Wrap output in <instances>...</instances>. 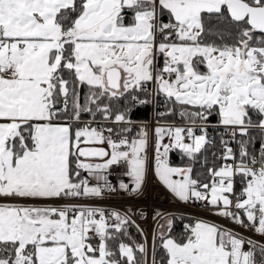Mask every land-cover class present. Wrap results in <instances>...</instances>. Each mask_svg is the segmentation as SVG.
<instances>
[{"label": "snow or ice", "instance_id": "6c2138e0", "mask_svg": "<svg viewBox=\"0 0 264 264\" xmlns=\"http://www.w3.org/2000/svg\"><path fill=\"white\" fill-rule=\"evenodd\" d=\"M149 90L184 121L154 129L159 181L264 237V0H0V264H148L121 240L129 217L92 202L117 190L113 166L142 193L150 134L126 133ZM213 116L222 163L201 181ZM159 239L160 264H264V244L204 220Z\"/></svg>", "mask_w": 264, "mask_h": 264}, {"label": "built area", "instance_id": "2783aa9c", "mask_svg": "<svg viewBox=\"0 0 264 264\" xmlns=\"http://www.w3.org/2000/svg\"><path fill=\"white\" fill-rule=\"evenodd\" d=\"M150 87L151 86H149V89H150ZM146 94H149V97H141V98L149 100V103L143 104V105L149 106L150 117H149V120L147 122L137 123L136 125L138 127H140L141 129L146 128L149 131L150 142H151V144H153V143H155L153 133H154L155 127L158 126V122L159 123H167V124L175 125V126H184V121L179 117V115H175L174 120L171 122L158 121V118L161 117L160 114L164 113L162 108H161L163 106V100L158 99L157 96H152L150 90ZM136 105H141V104H136ZM223 132H224L223 127L221 125H219L218 119L215 116H213L210 119V123L208 125L209 137L212 138L213 140L216 137L221 139ZM224 139H229V137L225 135ZM153 140H154V142H153ZM167 142H168L167 139H165V143H167ZM230 146L233 147L234 151L238 148V144H236L234 141L231 142ZM256 148H258V145ZM221 151H222V147L220 150V154H221ZM220 154H219V156H220ZM257 155H258V151H257ZM108 179H109L110 183L116 187V189H117V184L121 181L124 182V181L128 180V181L132 182L130 177L128 175H126V166H124V167L113 166L109 170ZM155 183L159 188H161L164 192H166L159 183H157V182H155ZM242 187H243V185L241 184L239 178H237V182L235 185L236 190H238V188L242 189ZM116 197H120L118 190H116L115 192H110V191L105 192V194L102 198H99V199L92 202V206H96V207L106 209L109 212L118 211L122 215H127L129 217V220H130L129 225H131L138 232L142 244H145L147 249H148V257H147L148 264H152L153 248H154V244H155V241L157 238V233H156L157 231H156L155 224H158L157 222H158L159 218H161L163 216V214H160L158 216V218H156L155 220L150 219V222H149V223H151V225L149 226L150 231L148 233H145L144 224H143L144 220H139L136 216L138 214L137 213L138 210L136 212H133V211H129V210L124 209V207L131 206V204H133L132 201H130V200H123V201L113 200V198H116ZM171 197L174 198L173 202L169 203V202H166L165 200H163L165 202H161V204L159 206L160 208L166 210V212H164V214H166V216H163V217L170 218V220L173 218H183V219L188 220L187 225L194 224L198 220H204V221H207L208 223L216 224V225L221 226L225 229H230L232 231L238 232L240 235L244 236L245 238H250V239L258 241L261 244H264V237L259 236L257 233L252 231L250 228H241V227L235 225L234 223H232L229 219H225L223 217H220V216L214 214L213 212L208 211L205 208V206H203L201 204V202L195 201V200H190L189 202L185 203V202L179 201L178 199H176L173 196H171ZM128 198H131V197H128ZM147 217L148 218L150 217V213H147ZM258 251L259 250H257V252Z\"/></svg>", "mask_w": 264, "mask_h": 264}, {"label": "trees", "instance_id": "16d2710c", "mask_svg": "<svg viewBox=\"0 0 264 264\" xmlns=\"http://www.w3.org/2000/svg\"><path fill=\"white\" fill-rule=\"evenodd\" d=\"M141 97H149V94H140ZM158 99L163 100V106L161 107L163 112H167L168 105L164 101V97L157 96ZM116 103V102H114ZM116 106L125 109L128 107V102L126 100L121 101L119 103H116ZM85 117V120L91 119L90 114L82 115V119ZM150 117V108L148 105H136L132 106L130 111L128 112V118L132 121V124L137 123H145L149 120ZM175 115H164L158 118V121L162 122H171L174 120ZM102 119L99 115H97L96 119ZM132 131L129 133H126V135L129 137L136 129L135 126H130ZM215 143H213L211 146H207V152L204 154L206 156V163L204 161V157H201V160L193 165V175L195 178H198L201 181H207L208 173L207 168L212 166H218L222 163V161L219 159V154L221 150L220 145V139L215 138ZM259 143V140L256 139L254 141L253 147L256 148ZM215 154V155H214ZM168 162L170 166L172 167H188L190 165V161L187 157H185L182 153L179 151H172L170 153V156L168 158ZM241 188H238L237 191H239ZM172 225H171V232L166 233V235H171L173 238H178L185 234V225H187L188 220L183 218H173L171 219ZM126 231L127 234L121 237L122 242L129 244L130 246L140 245L142 244L140 236L138 232L131 226L126 225ZM161 241L159 239V236L156 238L155 241V256L157 260V264H160L161 259L165 256V252L162 249ZM139 256V253H138Z\"/></svg>", "mask_w": 264, "mask_h": 264}, {"label": "rangeland", "instance_id": "374dc122", "mask_svg": "<svg viewBox=\"0 0 264 264\" xmlns=\"http://www.w3.org/2000/svg\"><path fill=\"white\" fill-rule=\"evenodd\" d=\"M165 19H166V17H165ZM86 92H87V89H83L82 94H84ZM84 115H86V114H84ZM82 120H85V117ZM88 120H90V119H88ZM85 121H87V120H85ZM97 121L101 122L102 126L105 128L109 126L107 123H104L102 121V119H100V118L97 119ZM133 134L135 135V132L132 133V136H133ZM169 156H170V154H169ZM180 168H182V167H180ZM152 170L154 172V174H153L154 176H152L151 174H148L146 184H145L144 188L142 189L141 194L121 195L118 192L120 194V197L113 198V200H116V201H123V200L132 201L133 204H131V206L124 207L125 210H129V211H133V212H136L137 210L138 211H146V213L145 212L138 213V211H137L138 214L136 215L139 220H144L143 224H144L145 233H148L150 231L149 230V226L151 225V223H149L150 219L155 220L156 218H158V216L154 217L157 213H160V214H163V216H166V214H164V212H166V210L159 207L161 202L166 201V202L170 203V202L174 201V198L171 197L172 195L169 192V190L159 181V178L155 174L154 158H153ZM153 177H155L157 179V180L156 179L155 180L158 181L162 185V187L165 190H167L170 194L166 193L167 191L164 192L161 188H159L156 185ZM174 179H179V177H174ZM128 197H131V198H128ZM163 200H165V201H163ZM147 213H150L149 218L147 217ZM161 218H159L157 223H159ZM156 225L157 224H155V227H156Z\"/></svg>", "mask_w": 264, "mask_h": 264}, {"label": "crops", "instance_id": "0c3cea01", "mask_svg": "<svg viewBox=\"0 0 264 264\" xmlns=\"http://www.w3.org/2000/svg\"><path fill=\"white\" fill-rule=\"evenodd\" d=\"M88 120V119H87ZM135 126V127H137V129L134 131L135 132V135L133 134V136H132V134L130 135V137L129 138H134L136 135H137V133L140 131V127H138L135 123L134 124H131V126ZM93 126H96L95 124H93ZM154 140H155V138H154ZM154 140H153V142H154ZM170 154V153H169ZM148 155H149V171H148V173H147V176H148V174H151L152 176H154L153 174H154V172H153V170H152V168H153V158H154V143L153 144H151V142H150V144H149V149H148ZM168 158H169V155H168ZM84 175H87L86 173L84 174ZM147 176H146V180H147ZM89 179L90 180H92V183L93 184H95V180L94 179H92L91 177H89ZM131 179V178H130ZM153 179H154V181L155 182H157V183H159L158 181H156L157 179L155 178V177H153ZM156 179V180H155ZM146 180H145V184H146ZM120 183V182H119ZM119 183L117 184V190H118V192L121 194V195H133V194H136V193H133V192H125V191H123V190H121V189H119ZM124 183H126V184H128L129 185V188H132V187H134V184H133V182H130V181H124ZM145 184H144V186H145ZM160 184V183H159ZM161 185V184H160ZM144 186H143V188H144ZM162 186V185H161ZM164 189V188H163ZM165 190V189H164ZM165 191H167V190H165ZM167 193L168 194H170L168 191H167ZM172 195V194H171ZM173 196V195H172ZM174 197V196H173ZM140 212H145L146 213V211H138V213H140ZM154 217H157V214L154 216ZM170 220V218H167V217H162V219L159 221V223L157 224V226H156V233H157V237L159 236V234L161 233V232H164L165 234L168 232L167 231V223H168V221ZM171 221V220H170ZM161 226H163V227H161ZM154 246H155V244H154Z\"/></svg>", "mask_w": 264, "mask_h": 264}]
</instances>
